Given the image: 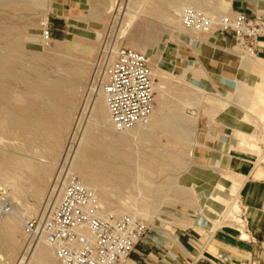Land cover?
<instances>
[{
	"label": "rangeland",
	"instance_id": "374dc122",
	"mask_svg": "<svg viewBox=\"0 0 264 264\" xmlns=\"http://www.w3.org/2000/svg\"><path fill=\"white\" fill-rule=\"evenodd\" d=\"M240 1L248 3L0 0V31L15 29L23 34L20 52L4 49L0 39V56L16 64L7 74L11 77L7 100L0 105V264H41L35 253L38 239L25 237L24 226L54 209L60 187L71 177L97 196L104 213L132 215L145 222L150 229L145 242L158 249L166 245L167 233L196 231L205 235H197L202 246L213 248L217 230L247 229L241 223L243 179L264 161L258 140L262 130L251 119L261 109L257 79L248 83L249 75L256 72L245 66L249 56L232 37L218 31L198 36L184 32L181 25L187 8L218 20ZM253 1L263 9L264 0ZM119 48L147 56L156 76L154 113L145 125L128 133L114 130L106 103L98 97L102 68ZM36 64L46 73L47 84L56 89H63L65 83L70 86L68 104L49 95L35 105L40 112L54 107L65 113V118L57 116L52 135L24 134L9 123L10 112L25 107V79L37 80ZM66 66L83 73L74 76ZM99 106L103 118L97 116ZM233 109L241 119L236 133L219 121L220 115ZM114 137L123 142L114 143ZM96 142L109 150L107 160L120 154L129 159L127 176L118 187L77 170L85 164L84 147ZM2 159L12 163L6 172ZM33 167L43 173L35 174ZM256 246L259 255L233 264H264V240ZM213 259L224 264L218 256Z\"/></svg>",
	"mask_w": 264,
	"mask_h": 264
},
{
	"label": "built area",
	"instance_id": "2783aa9c",
	"mask_svg": "<svg viewBox=\"0 0 264 264\" xmlns=\"http://www.w3.org/2000/svg\"><path fill=\"white\" fill-rule=\"evenodd\" d=\"M181 18L184 31L198 36L218 31L232 37L249 57L256 55L264 38L263 16L231 9L217 20L187 8ZM46 34L50 36L48 31ZM99 88L117 133L152 117L155 79L144 54L127 48L114 51L102 68ZM149 233L148 225L132 215L105 216L97 196L72 177L62 184V194L51 213L24 226L25 237L32 241L43 238L54 250L57 264H126Z\"/></svg>",
	"mask_w": 264,
	"mask_h": 264
},
{
	"label": "crops",
	"instance_id": "0c3cea01",
	"mask_svg": "<svg viewBox=\"0 0 264 264\" xmlns=\"http://www.w3.org/2000/svg\"><path fill=\"white\" fill-rule=\"evenodd\" d=\"M247 1L249 4L240 1L231 9L233 12H241L249 16L264 17V7L260 10L253 0H251L252 3L250 0ZM245 4L248 5L245 7ZM182 37L180 34L181 41H185ZM177 57L181 63H186L183 56L178 55ZM247 59L248 62L245 66H248L250 72H256V74L249 75L248 83L251 84L254 78L257 79V98L261 106L260 115L251 119H253V124L261 127L262 133L258 136V140L262 151H264V38L259 41L256 55L247 57ZM240 120L235 114V109L225 116H219V121L225 125V129L234 133L238 131L235 128L240 124ZM245 174L243 179L245 183L240 194L245 218L241 220V223L242 227H245L244 223H246L245 232L229 226L219 229L211 241L213 248L202 246L203 240H198L197 235L203 238L205 235L192 229L194 233H179L177 235L167 233L166 245L162 249L144 242L137 246L130 261L126 264H221L220 261L217 262L213 259L215 256L222 259L224 264H233V262L244 263L252 256L259 255V248L256 245L264 240V161H259ZM175 239L177 243H175ZM35 253L39 263L57 264L51 248L42 247ZM42 254H48L44 260L39 257ZM261 254L264 255V252Z\"/></svg>",
	"mask_w": 264,
	"mask_h": 264
},
{
	"label": "bare ground",
	"instance_id": "6f19581e",
	"mask_svg": "<svg viewBox=\"0 0 264 264\" xmlns=\"http://www.w3.org/2000/svg\"><path fill=\"white\" fill-rule=\"evenodd\" d=\"M152 12H154V10H152ZM127 28H129V26H127ZM22 35L23 34L20 31L15 30V29H6L4 31L3 30L0 31V39L4 41V49L8 51L16 50L20 52L21 43H22L21 42ZM46 39L47 40L49 39V37H47V34H46ZM13 64L14 66H16L15 62L10 61L7 57L0 56V105L3 104L7 100V93L9 89L8 83L11 80V77H9L7 74L10 70H12L11 68ZM39 66L40 64L39 65L36 64L33 69V72L37 75L36 81L34 80L28 81L27 79H25V83L27 85V91L25 93V97L23 98V103L25 104V107L15 109L12 112H10L9 123L11 124V126L17 128L18 131L24 134H31L34 136H39L40 134L52 135L55 132L53 126L55 125V120L58 119L57 116L60 115V117L65 118L66 117L65 113L62 114L61 112H59V109L54 108V107H49L50 109L49 111L44 110L40 112L35 108V105L38 103H41V104L44 103L46 96H49V95L56 97V99H58L59 101L62 100V102L65 105L68 104L71 101V96L69 95L70 86L67 83H65V86L63 89H59V88L56 89L55 86L47 84V81H48L47 75L44 72V70L39 68ZM66 68H67V71L74 76H81L83 73L82 69L75 70L67 66ZM152 77L153 78L156 77L153 74V71H152ZM36 96H39V100L38 98H35ZM98 97L100 99L103 97L100 88L98 90ZM103 112H104L103 107L99 106L97 110V113H98L97 116L99 118H103L104 117ZM147 122L137 125L136 128L141 127L142 125H145ZM0 124L2 125L1 122ZM132 130H129L125 133H128ZM113 142L116 144H119V143H122L123 140L119 138L115 139L114 137ZM108 151L109 150H107L105 147L103 148V144H100L99 142H96L95 144H90V143L87 144L84 147L82 155H81V158L85 160V164L80 165L77 168V170L83 175L96 177L97 180L104 185L118 187L120 181L123 179L122 177H124L128 173L129 159L126 158L124 155L120 154L116 157H111V160H107L105 157H107ZM15 163H17L20 167L22 166L24 167V165L18 161H16ZM11 164L12 163L10 159H2L1 167L3 171L6 172L9 168V165ZM109 164H113L116 167L114 168L110 167ZM32 171L35 174L43 173L42 169L37 168V167H33ZM60 193L62 194V186L60 187ZM104 214L105 216L113 215V214H106V213ZM178 219H184V218L178 217ZM175 243H177L176 239H175ZM42 247L51 248L45 242L43 238L37 241V244L35 246L36 251L38 249H41ZM47 255L48 254H42L39 257L42 260H44L47 257Z\"/></svg>",
	"mask_w": 264,
	"mask_h": 264
}]
</instances>
